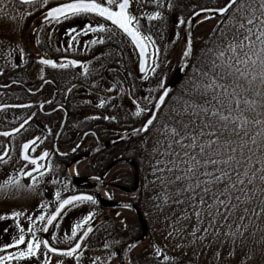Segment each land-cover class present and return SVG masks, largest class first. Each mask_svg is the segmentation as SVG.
<instances>
[{"label":"flooded vegetation","instance_id":"1","mask_svg":"<svg viewBox=\"0 0 264 264\" xmlns=\"http://www.w3.org/2000/svg\"><path fill=\"white\" fill-rule=\"evenodd\" d=\"M9 1L13 8L27 13L22 27L0 35V186L22 187L34 201V209L21 214L17 225L0 222V257L17 256L27 250L28 242L39 239L62 251L76 243L81 248L69 257L49 252L41 244L36 255L19 258L22 264H44L45 259L73 264L85 252L96 256L102 243L115 247L118 264L127 263L131 252L124 261L122 255L134 240L125 245L118 234L125 223L120 226L112 216L134 215L129 205L136 204L132 190L136 186L134 172L140 165L132 157L143 155L150 131L107 145L145 123L159 97L151 99L149 93L160 92V82L165 83L161 58L156 60V54H165L164 15L148 18L162 11L164 3L131 0L129 11L137 17L138 30L151 37L147 42L148 68L158 65L155 73H141L136 47L110 21L95 15L60 22L45 20L50 8L70 0ZM89 22L104 24L106 30L85 34ZM73 28L76 32H70ZM41 59L67 63L68 67L44 65ZM72 60L79 63L71 65ZM138 109L144 111L137 115ZM26 143L29 160L24 159ZM44 152L48 156L41 158ZM73 195H91L96 202L66 206L48 225L47 218L56 212L60 200ZM89 214L91 219L85 221ZM41 215L45 221L39 219ZM21 229L25 243L5 248L14 245ZM82 264L99 263L89 255Z\"/></svg>","mask_w":264,"mask_h":264},{"label":"rangeland","instance_id":"2","mask_svg":"<svg viewBox=\"0 0 264 264\" xmlns=\"http://www.w3.org/2000/svg\"><path fill=\"white\" fill-rule=\"evenodd\" d=\"M159 2L164 3L160 13L165 19L171 0ZM236 7L224 20L211 22L213 35L200 38L205 45L200 57L147 136L134 200L149 237L127 257V264H137L130 259L141 253L167 264H264V82L251 60L247 65L240 62L255 59L252 52L259 45L248 47V11L236 13ZM25 13L0 0V35L22 27ZM174 18L165 19V54H156L165 86L166 72L173 67L167 54L181 46L187 49ZM156 94L150 91L149 96ZM29 197L19 185L0 186V222L17 225L21 214L34 209ZM123 215L112 216L120 226L126 217L134 218ZM114 248L102 243L96 256L85 252L73 264H82L89 255L99 264H118ZM5 264L22 263L14 258Z\"/></svg>","mask_w":264,"mask_h":264},{"label":"snow or ice","instance_id":"3","mask_svg":"<svg viewBox=\"0 0 264 264\" xmlns=\"http://www.w3.org/2000/svg\"><path fill=\"white\" fill-rule=\"evenodd\" d=\"M23 4H29L32 2V0H20ZM159 0H157V3ZM45 3H47V0H45ZM238 0H227V3L224 7L216 9V11L220 12L221 14L227 13L229 9L233 8L234 5H237ZM171 7V5H169ZM131 7V0H70V2L61 3L55 7L50 8L46 15L45 20H54L56 22H60L62 19L67 20L69 18H75L78 16H90L95 15L98 17L104 18L106 21H110L113 25H115L117 28L122 30L128 37L131 38L132 42L135 44V46L139 49L140 56L142 57V61L140 63V71L141 72H147L151 71L152 73H155L156 67L158 65H155L151 67L150 69L147 66V56L148 53L146 51L147 49V42L151 40V37H145L139 30H138V21L137 17L133 15L129 9ZM242 9H247L248 16L246 18V23L249 27L245 28V23L240 22L239 27L245 28L248 35L244 37L245 40L248 41V47L251 49L253 45L258 44L259 47L255 49V51L252 52V56L255 57V59H245L240 61L241 63L248 64L249 60H251V64L256 66L259 69L258 75L261 77V81L264 82V0H252L251 3H247L246 0H242L240 3V6L236 7L235 12L241 13ZM211 11V9H209ZM259 11L260 15L257 16L256 13ZM161 13L155 12L152 15H149V19H157L160 18ZM235 19V17H233ZM134 22L137 24V26H133ZM178 24H183L185 21L183 19H178ZM255 28V31H254ZM85 34H87L88 31L96 32V31H104L105 25L104 24H98L94 25L91 22L87 23L85 28L83 29ZM70 32H76V29H70ZM255 36V40L252 39V37ZM75 39V37H73ZM102 41H92V43H101ZM239 46H243L242 44ZM235 51V48L233 49ZM191 40L188 41V47L184 51L183 55L185 57H188L191 55ZM155 52H158V49L155 50ZM155 52L153 53V56H155ZM245 56H248L247 53H245ZM44 65H51L52 67H61L65 68L68 67V64H57L55 61L50 59H41L40 61ZM71 65H77L79 62L76 60L69 61ZM239 72L240 69H237ZM242 76L245 75V73H240ZM145 79L147 77L145 76ZM253 79H255V76H253ZM159 87L163 89L162 95L159 98V102L161 104L164 103V98L168 96L169 89L165 87V83L162 80L159 84ZM141 111H144V109H138L137 115L140 114ZM153 122L152 119L147 120V124L151 125ZM4 135H8V133H4ZM38 139V138H37ZM31 143H35V141H32ZM25 155L24 159L29 160L30 157L27 155V151L29 149V144H25L24 146ZM48 153L44 152L43 156L41 158L47 157ZM31 162L33 164H37V161L35 159H32ZM214 163V162H213ZM28 175H31V173H28ZM57 198L59 199V193H57ZM91 201L95 203V199L91 195H73L69 196L66 199L60 200L59 207L57 208L56 212L52 214L50 217L47 218L46 223L48 225L53 224V221L57 219V217L60 215L61 210L65 209L66 206H75L76 202H82V201ZM14 216H19L20 213H14ZM39 219L41 221H45V216L41 215L39 216ZM91 219V214H89L88 217L85 218V221ZM80 225L78 224L76 228H79ZM29 231H32L29 229ZM44 231H47V228H44ZM88 232H91L92 229L88 228ZM87 233H85L86 235ZM72 235H76V229L72 230ZM14 245H5V248L13 247V246H19L21 244L25 243V237L23 235V229H21V234L19 237L14 238ZM41 244H43L45 247L49 249V252L52 253H59L64 256H73L78 249L81 248L80 243H76L74 247H71L67 250H60L56 247H52L49 245L47 240H39V239H33L31 242L27 243V250L24 252L18 253L16 257H13L12 255H9L7 258L0 257V264H5V259L12 260L14 258L19 259L22 257H31L37 254L38 250L41 247ZM44 264H49L48 260L45 259Z\"/></svg>","mask_w":264,"mask_h":264},{"label":"trees","instance_id":"4","mask_svg":"<svg viewBox=\"0 0 264 264\" xmlns=\"http://www.w3.org/2000/svg\"><path fill=\"white\" fill-rule=\"evenodd\" d=\"M170 3H171V8H170L171 10L169 11V13H166L165 19L169 20L170 18L173 19L174 17H177L178 19H183L186 22L190 16H192L194 13L200 10L224 7L227 3V0H171ZM228 16H226L225 18H227ZM212 21H219V19L213 18L211 20L204 21L198 24L194 30L195 51L193 54L192 64L188 73L192 69L195 61L200 57L199 51L201 50L202 47H205V45L202 44L203 40L200 38H203L205 41L209 39V36L213 35L214 31L212 32L210 31ZM184 26L185 23L180 24L178 28L179 35L183 33ZM181 40H182L181 42H183V39ZM181 58H182V46L181 48L172 51L171 54H167L166 60L168 61L170 60L173 65V67L170 68L169 71L167 70L166 72L167 83L171 79L175 71L177 70ZM160 93L161 91L157 92L156 96H159ZM132 158L140 165V158H141L140 155L135 154ZM138 204L139 203L136 202V205L139 207ZM133 217L134 218L132 219L125 218L124 221L125 224L123 228L120 227V231L118 232V234H120V236L123 238L125 245L129 244L131 241L137 239L141 235V226L136 216ZM131 259L133 262H136L137 264H167L166 261L165 262L160 261L157 257L149 253H141V254L133 255Z\"/></svg>","mask_w":264,"mask_h":264},{"label":"water","instance_id":"5","mask_svg":"<svg viewBox=\"0 0 264 264\" xmlns=\"http://www.w3.org/2000/svg\"><path fill=\"white\" fill-rule=\"evenodd\" d=\"M19 3L20 0H16ZM38 0H32V2H35ZM240 0H238L239 2ZM31 2V3H32ZM23 4V3H22ZM238 4V3H237ZM236 5L233 6V8ZM229 9V11L227 13L221 14L220 12L216 11V9L218 8H212L211 11H209V9H204V10H200L198 12H196L195 14H193L186 22L185 27H184V41L188 47V41L191 40V55L188 57H184V55L182 56V59L178 65L177 70L175 71L174 75L172 76V78L170 79V81L168 82L166 88L169 89V93L168 96H166L164 98V103L161 104L159 102V98L162 95V93L160 94L159 98L157 99L156 103L153 106V109L151 111V114L149 116L148 119H152L153 122L151 125L147 124V120L145 121V123H143L140 127L136 128L135 130L127 133L125 136L119 138L117 141L113 142L112 144H109L107 146H111V145H116L119 144L121 142H125L128 140H132V139H136L144 134H146L154 125L159 112L162 110V108L164 107V105L166 104V102L169 100V98L172 96V94L174 93V91L176 90L177 86L182 82V80L185 78L191 63H192V58H193V33H194V29L197 25L198 20L201 17L204 16H213L217 19H223L224 17H226L231 10L233 9ZM124 33V32H123ZM125 34V33H124ZM126 35V34H125ZM127 36V35H126ZM128 37V36H127ZM130 39V41L132 42L131 38L128 37ZM133 43V42H132ZM133 45L135 46V44L133 43ZM136 47V46H135ZM138 53H139V49L136 47ZM148 56H147V66H149V61H150V51H149V47L147 45V49H146ZM139 58H140V63L142 61V57L140 56L139 53ZM184 59V60H183ZM140 65V64H139ZM141 72V71H140ZM141 73H145V72H141ZM138 189V184H136L135 188L132 190L133 193H135ZM129 207L135 212V214L137 215L139 222L141 224V228H142V235L140 238L136 239L135 241H133L132 243H130L124 250L123 255H122V261H124L125 257L137 246L143 244L147 238H148V226L147 223L145 221V218L143 216V214L140 212V210L137 208V206L135 205H129ZM59 254V253H56ZM125 264V263H124Z\"/></svg>","mask_w":264,"mask_h":264},{"label":"bare ground","instance_id":"6","mask_svg":"<svg viewBox=\"0 0 264 264\" xmlns=\"http://www.w3.org/2000/svg\"><path fill=\"white\" fill-rule=\"evenodd\" d=\"M205 17H207V16L201 17L198 21H200L201 19H203V18H205Z\"/></svg>","mask_w":264,"mask_h":264}]
</instances>
